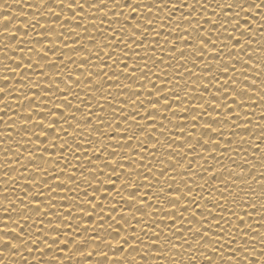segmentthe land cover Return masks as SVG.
Segmentation results:
<instances>
[{"label":"snow or ice","instance_id":"snow-or-ice-1","mask_svg":"<svg viewBox=\"0 0 264 264\" xmlns=\"http://www.w3.org/2000/svg\"><path fill=\"white\" fill-rule=\"evenodd\" d=\"M0 264H264V0L0 4Z\"/></svg>","mask_w":264,"mask_h":264},{"label":"bare ground","instance_id":"bare-ground-1","mask_svg":"<svg viewBox=\"0 0 264 264\" xmlns=\"http://www.w3.org/2000/svg\"><path fill=\"white\" fill-rule=\"evenodd\" d=\"M5 2V0H0V4H3ZM7 2L9 3V4H11V3H13V0H7Z\"/></svg>","mask_w":264,"mask_h":264}]
</instances>
